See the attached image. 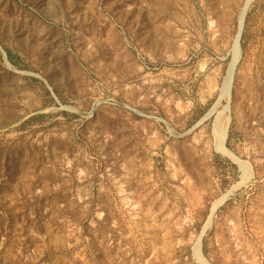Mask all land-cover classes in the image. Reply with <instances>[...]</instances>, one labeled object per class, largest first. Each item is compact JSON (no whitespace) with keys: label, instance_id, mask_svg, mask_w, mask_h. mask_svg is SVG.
Wrapping results in <instances>:
<instances>
[{"label":"rangeland","instance_id":"1","mask_svg":"<svg viewBox=\"0 0 264 264\" xmlns=\"http://www.w3.org/2000/svg\"><path fill=\"white\" fill-rule=\"evenodd\" d=\"M246 2L0 0V264H264Z\"/></svg>","mask_w":264,"mask_h":264},{"label":"bare ground","instance_id":"2","mask_svg":"<svg viewBox=\"0 0 264 264\" xmlns=\"http://www.w3.org/2000/svg\"><path fill=\"white\" fill-rule=\"evenodd\" d=\"M251 1L252 0H247L246 5H245V8H244V10L241 13V20H240L241 23H243V19H244L245 13H246V9H247V7H248V5L250 4ZM238 41H239V37L236 39V43H235V52L237 54V56H236L237 58H239V54H238L239 44H238ZM225 90H227V87L225 88ZM220 137H222V136H220ZM218 147L221 150V152H223L224 154L232 156V154L227 149H225V147L223 146L222 139H220V141H218Z\"/></svg>","mask_w":264,"mask_h":264},{"label":"water","instance_id":"3","mask_svg":"<svg viewBox=\"0 0 264 264\" xmlns=\"http://www.w3.org/2000/svg\"><path fill=\"white\" fill-rule=\"evenodd\" d=\"M239 52H240V42H239Z\"/></svg>","mask_w":264,"mask_h":264},{"label":"trees","instance_id":"4","mask_svg":"<svg viewBox=\"0 0 264 264\" xmlns=\"http://www.w3.org/2000/svg\"><path fill=\"white\" fill-rule=\"evenodd\" d=\"M9 56H10V58H12L11 55H9Z\"/></svg>","mask_w":264,"mask_h":264}]
</instances>
